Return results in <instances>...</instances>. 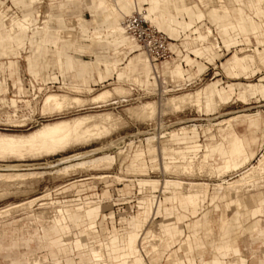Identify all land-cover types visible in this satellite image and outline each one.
<instances>
[{
    "label": "rangeland",
    "instance_id": "rangeland-1",
    "mask_svg": "<svg viewBox=\"0 0 264 264\" xmlns=\"http://www.w3.org/2000/svg\"><path fill=\"white\" fill-rule=\"evenodd\" d=\"M115 1L121 8L122 0ZM194 1L205 14L212 7L221 13L224 9L221 8L222 5H238L234 0ZM196 3L192 0H160V3L153 4V9L159 7L164 11L165 19L161 22L158 20L161 25L165 23L167 15H170L181 21V29L185 33L181 50H177L176 55L169 60L154 65L159 75L155 77L150 61L147 70L134 71L130 63L131 57L140 52L146 59V55L135 43L126 45L127 50L123 51L124 46L119 42L122 35L117 36L118 41L113 47L102 50L101 44L111 46L108 43L110 34H107L111 27L121 25L127 14L121 15L119 10L112 11L107 7L103 10L105 15L101 17L100 0H0V133L26 134L58 119L103 112L121 117L120 124L111 132L86 143L74 144L55 154L0 159V172L42 173L12 180L13 183L1 181L0 208L33 200L10 209L5 215L0 214V236L5 229L8 231L4 242H17L32 232L35 236H40L41 226L52 224L47 216L53 214V210L61 204H67V201L94 200L97 201L95 206L98 212L92 218L94 228H85L91 218L80 217L78 223L67 220L69 230L63 238L72 245L68 256L74 259V264H92V255H82L80 252L89 248L98 249L100 243L105 250L106 259L110 260L107 251L111 248L105 247L109 238L118 236L119 241L115 248L121 249V236L129 230H135L134 217L143 211L146 199L152 198L156 205L154 214L150 202V216L145 225L138 221L136 225H142L140 230L124 234L126 250L138 254L143 249L140 250L137 246V239L142 236L146 224V227L149 226L145 232L152 235L144 243L146 250L141 252L144 264H173L174 259L179 264H210L214 257L221 256V251L215 246L225 243L238 247L240 254L229 253L224 260L243 258L246 264L257 263L256 255L264 250V240L252 239L264 235V231L259 233L256 229L258 225L255 220L250 219L247 207L254 205V199L253 202L249 199L251 193L264 191V173L251 178V183L236 192L234 184L219 182L224 179L229 182L235 180L239 177V171L216 172L211 169V173L210 162L217 160L218 155L208 158L205 147L210 143H224L220 136V126L232 119L238 118L232 121L236 132L249 134L246 122L241 119L242 116L248 119V115L256 112L258 116L260 114L261 124L256 132L258 141L254 147L263 141L264 63L258 59L257 54L260 51L264 53V13L260 22L256 23L250 18H234L233 24H228L224 19L219 20L217 30L220 38L211 30L212 33L207 39L209 33L206 30L199 32L192 17L196 13ZM262 4L264 12V2ZM243 5L248 12L246 2ZM149 6V3L136 2L133 9L143 10L148 14ZM152 14L155 16L154 10ZM107 22L110 26L105 25ZM185 22H191L195 27L187 29ZM203 22L213 27L207 15ZM175 23V20L171 21L172 25ZM161 25L160 28L156 26L168 35ZM228 25L231 26L229 29L226 28ZM65 29L75 30L79 35V39L72 42L71 49L68 48L69 41L63 37L66 35ZM97 33L100 36L97 41L99 47L93 43L94 34ZM197 33L199 34L196 35ZM214 43L216 47L213 46ZM230 55L231 60H235L231 63L233 70H236L241 57L245 55L244 68L238 70V75L224 71L230 60L223 62ZM251 55L255 56L254 61L248 60L253 59ZM117 57L121 59L115 60ZM201 63L203 71L199 72L198 64ZM175 65L178 66V75L172 73ZM135 74L138 75L137 79H131ZM189 81L196 83L178 91H167L165 86L170 83L182 86ZM50 83L55 84L51 87ZM247 83L254 84L261 94L243 97L241 91ZM66 85H78L84 89L81 92L71 91ZM117 85L122 86L124 92L116 93L113 87ZM210 86L214 87L210 96L197 97L195 104L179 110L162 113L158 111L151 119L131 117L126 111L127 108L138 107L145 102L151 103L150 101H157L160 105L159 101L163 97L204 91ZM40 87L45 89L38 99L33 92H37ZM105 89H112L105 100L87 101L62 112L44 113L41 110L42 101L48 93L67 92L70 96L90 98ZM31 93L33 96L30 98ZM219 121L225 124H217ZM194 124L198 125L197 130H193ZM149 136H155L159 144L166 147V150H162L164 157L161 152L147 146L145 138ZM181 136L195 137L182 140ZM192 143H195L192 146H198L196 151H188L186 145ZM135 147L139 155L136 154ZM104 153L115 155L111 166L97 167L98 169L86 166L56 172V169L65 164ZM65 158L69 159L65 161ZM257 158L258 156L250 162L256 163ZM173 161L188 162L192 166L184 169L180 163L171 164ZM166 162L171 166H167ZM142 178L158 181L141 185L138 180ZM164 178L206 183L201 188L196 204L198 207L192 208L183 201L180 203L173 199V194L180 197L173 191L176 182H166L168 192H163ZM216 183L219 186L221 184V187H217ZM90 207L81 203L75 209L77 213H82L83 208ZM61 208L65 212L69 210V207ZM39 211L45 212V217L37 214ZM245 214H248L247 219L244 218ZM261 217L264 218V215ZM166 226H176L181 233L167 232L170 234L165 236ZM82 229L85 230L84 233L81 232ZM77 238H81L85 246L75 247ZM152 244L157 246L154 248ZM16 250L20 253L28 252L29 258L36 260L38 264H67L65 257L61 255L52 258L48 248L43 244L37 245L35 238L28 247L20 242ZM11 255L10 248L0 250V264H11Z\"/></svg>",
    "mask_w": 264,
    "mask_h": 264
},
{
    "label": "bare ground",
    "instance_id": "bare-ground-1",
    "mask_svg": "<svg viewBox=\"0 0 264 264\" xmlns=\"http://www.w3.org/2000/svg\"><path fill=\"white\" fill-rule=\"evenodd\" d=\"M117 4L118 3H116L115 0H100L99 7H100L101 12H103L104 8L108 7L109 9H112V11L119 10L121 15L127 14L126 16L132 14L133 12H140L148 22H150L152 25L155 24L152 20H150V14L149 13L146 14L145 12H143V10L133 9V7L135 5V0H122V2H121L122 7L121 8H119ZM155 4H156V2H155ZM153 10L155 13V16H154L155 19L160 20V22H161V20L165 19V17L163 18L164 11H162L161 8L155 7ZM126 16H124V18ZM95 17H96V15L94 16V21H95ZM162 24H163V21H162ZM176 24H179L181 26V21L180 22L176 21ZM105 25L110 26V23L107 22ZM184 25H186V23ZM155 26H156V24H155ZM161 26H163V25H161ZM71 30L65 29L64 33L66 35L63 36L64 39L69 41V46H68L69 49H71L73 46L72 42L74 40L77 41L79 39L78 32L75 30H73V31H71ZM204 30H206L209 33V35L207 36V39H208L209 36L211 35L210 33H212L211 29L206 28ZM107 34H110V36L108 37V39H109L108 43H110L111 46L108 47L106 44H101L102 50H107V49L113 47L115 45V42L118 41L117 36H120V35H122V37L120 38L119 42L121 43V46H124L123 51L126 52V50H127L126 45H128V44L135 43L136 45H138L135 42V40L127 34V32L124 29L123 23L121 25H117L115 28L111 27V30ZM204 34L206 35L207 33H204ZM101 36H102V34H101ZM99 38H100V36L98 35V33L94 34V37H93L94 42L93 43L95 45H97L98 47H99V44H97V41L99 40ZM171 40H172V42H171L170 46H171L172 51L176 55V50L173 47V39H171ZM213 46L216 47V43H214ZM145 55L147 56V57L145 56V58L146 59L148 58L149 60L147 59V61H146V59H144L143 55L140 52L137 53L136 55H134L133 57H131L130 63L133 65L134 71L142 70V69L147 70L148 67H150V64H149V61H150V63L153 65L152 70L154 72V76L158 77L159 76L158 72L156 71V69L154 67V65L157 63H155V64L152 63L150 58L148 57V55L146 53H145ZM117 59H121V58L120 57L115 58V60H117ZM165 60H169V59H164L162 61H165ZM149 71H150V68H149ZM198 71L199 72L203 71V64L202 63L198 64ZM172 73L175 75H178V73H179L178 66L175 65L174 69L172 70ZM149 74H150V72H149ZM137 77H138V75L135 74L133 76V78H131V79H137ZM189 82H191V81H189ZM66 87L71 91H80V90L84 89L78 85H69V86L66 85ZM180 87L181 86H178V88H180ZM113 88H114V91L116 93L124 92V88L120 85L114 86ZM87 89L91 90V88H87ZM87 89H85V90H87ZM111 90L105 89V90L97 93L96 95H94L90 98H82L80 96H73V95L70 96L69 94H67V92L66 93H48L42 101L43 104H42L41 110L44 113H46V112L49 113V112H54V111H58V112L61 111L62 112V110H64V109H69V108L75 107V106L77 107L78 105L80 106L82 103L85 104L87 101L97 102L99 100H105L111 94ZM118 94H120V93H118ZM121 95H123V94H121ZM196 96H201V92L198 91V92H194V93L191 92V93H186V94L177 95V96L163 97L159 101L160 105L157 104L158 103L157 101L156 102L150 101L151 103L145 102V104H142V105L140 104V106L137 105L138 107L132 106V108H127L128 110H126V111H128L127 114H129L131 117H136V118L141 119V120L151 119L156 113L158 114V111H159V113L160 112L162 113V112H165L167 110H169V111L177 110V109L179 110L180 108H183L185 106L195 104L196 103ZM257 115L258 114L256 112V114L254 113V114L248 115V118H251V117L257 116ZM120 119H121V117L119 118V116H116L113 113H110V112L104 113L103 112V113H97V114H92V115L76 116V117L69 118V119H58L56 121L48 122V123H45L43 125L41 124L42 125L41 127L34 129V130H31L30 132H28L26 134L15 135V134H10V133H0V159H5L8 157L24 158L26 156L35 157V156H39V155L55 154L59 151H63L65 149H67L69 146H72L74 144L86 143L88 141H91L92 139L100 137L101 135H104V134L111 132L112 130H114L118 127V125L120 124ZM224 121H225V119H224ZM14 122H16V121H14ZM14 122L12 121V123H14ZM18 122H20V120ZM121 122H123V121L121 120ZM226 122H227V120H226ZM222 123H223V121H219L217 124L221 125ZM16 124H18V123H16ZM223 124H225V123H223ZM191 129H192V126H191ZM197 129H198V125L196 126L194 124L193 130H197ZM145 139L147 141V146H149V147L151 146L153 148V150L154 149L157 150L158 153L161 152L162 156L164 157V154L162 153L163 149H162L161 145L159 144V141L156 139L155 136H149V137H146ZM67 159H69V158H65L63 160L67 161ZM225 160H226V158H225ZM114 161H115V155L110 154V153H104L102 155L94 156V157H91L88 159H81V160H78V161L73 162V163L65 164L63 167L56 169V172H59V173L60 172H66L67 170L72 169V168H77V167H85L86 168V166L87 167L90 166V169H91V167L96 168V169H98L99 167H101V168L105 167L106 168V165H107V167H108V165L111 166V164ZM179 163L183 165V168L185 167L184 169L189 168V166H192L188 162L187 163L186 162L176 163L175 161L171 162V164H174V165L179 164ZM166 164H167V166H169V165L171 166L170 163L166 162ZM246 164H248V168L245 171L241 172L239 174V177L233 181L234 187L237 190H240L241 188L246 187L249 184V182L251 181V178L255 177L257 174L260 175L261 173H264V146L262 147V150H261V152H260V154L256 160V163L250 164L249 159H245L243 162H241L239 164H231L230 159L228 157L227 160L225 161V163L223 164L224 166H223L222 171L225 172L228 170H237L238 168L245 166ZM165 165H164V167H165ZM102 166H104V167H102ZM177 167H178V165H177ZM169 168H167V170ZM209 168H210V170L212 169V170L216 171L215 167L213 166V164L211 162H210ZM164 169L166 170V168H164ZM180 169H182V168H180ZM211 173H213V171ZM218 173H220V172H218ZM37 174L41 175L42 173H40L39 171L0 172V183H1V181L10 183V181L12 182V180H14V181H15V179L21 180V179H24L28 176L29 177L35 176ZM165 182H176L177 185H176L175 189L173 190L174 193H176L178 195H182L184 200L186 201V203L188 205H191L192 208H195V206H197L196 204H197V201L199 199V196L201 193V188H202L201 184L196 183V182H185L182 180H173V179H166ZM4 192H2V193H4ZM31 201H33V200L22 202L19 204H14L12 207L7 205L6 207L0 208V214L5 215L10 209L25 205ZM67 202H66L67 204H61V206L59 208H55L53 210L54 213L47 216L49 219H51L52 222H55L56 224H58V226H59V228L63 234H65V227L64 226H65V222L67 220V216L64 212V209L61 207H64V206L69 207L71 212H78L75 209L76 205L82 203L85 207H90L93 204H95L97 201L86 199V200H83L81 202H79V201L75 202L72 200L67 201ZM40 205H41V203H40ZM45 212L49 213L46 210H45ZM45 212L39 211V212H37V214H40L42 217H45V215H44ZM81 232L84 233L85 230L83 229ZM143 239H144V237H140L137 239V240H139L137 246L139 247L140 250L142 248L141 243H142ZM156 246H157V244H156ZM152 247H154L153 244H152ZM91 253L94 256V259L102 260L104 258V255H103V252L101 251V249L99 250L96 248V249L92 250ZM101 264H107V263L102 262Z\"/></svg>",
    "mask_w": 264,
    "mask_h": 264
},
{
    "label": "crops",
    "instance_id": "crops-1",
    "mask_svg": "<svg viewBox=\"0 0 264 264\" xmlns=\"http://www.w3.org/2000/svg\"><path fill=\"white\" fill-rule=\"evenodd\" d=\"M194 3H196L194 0H192ZM202 1V0H200ZM235 2H238V5L236 6H228V5H222L221 8L222 9L221 13L218 12V10L215 7L210 8L207 13L205 14V12H203L200 7L198 6V4L196 3V13L193 14V18L195 19V24H196V28H199V32H202V30H204L205 28L209 27L212 32L218 35V28H217V21L224 19L225 21H228V24H233L232 20L234 18H250L252 19L255 23L260 22L261 18L263 17L262 14L264 13L262 10L263 7V2L264 0H234ZM139 3V4H147L149 3L150 6L148 8V13L150 14V20H152L159 28H160V23L157 19H155L154 14H152V6L155 2L160 3V0H135V3ZM246 2L247 7H248V12L245 11V6L243 5V3ZM250 5L252 7H250ZM142 6V5H141ZM240 6V7H239ZM89 12L93 13L92 10H90ZM105 11L101 12V17H103V15H105ZM97 14V13H96ZM99 14V12H98ZM94 15V13H93ZM167 15V14H166ZM209 19V21L212 23L213 27H210L208 25L205 24V22H203L204 17H206ZM166 21L163 24V26H161V28L163 30L166 31V33L168 35H170V38L173 39V47L174 49L177 50H181V46L184 44V39H183V35L185 33H183L184 31H182L181 26L178 24H171L172 20L175 21H179V19L171 17L170 15H167L166 17ZM215 21V23H214ZM231 22V23H230ZM186 23V28L190 29L195 27V25L191 22H185ZM234 26V25H232ZM231 26H227L226 28L229 29ZM185 28V29H186ZM225 30V29H223ZM187 32V30L185 31ZM182 33V34H181ZM173 34V35H172ZM199 33H197L196 35H198ZM180 36V37H179ZM219 37V35H218ZM220 38V37H219ZM229 45V44H228ZM226 44V46H228ZM221 48V46H220ZM250 55V54H247ZM258 59L264 63V53L262 54V52H258ZM245 56V55H244ZM244 56L241 57V62L240 64L236 67V70H233L231 67V63L232 61L235 60H231L232 59V55H230L229 57H227L223 63H226L227 60H230L227 62L226 64V70H224L227 74H234V75H238V70L244 68ZM251 58L253 59H248L249 61H254L255 60V56L251 55ZM214 90V87L210 86L208 88H206L204 91H199L201 92V96H196V102H197V97L201 98V97H206V96H210L212 91ZM198 92V91H197ZM256 93H260L261 91L260 89L256 88L254 86V84L252 83H247L245 85V87L242 89L241 91V95L243 97H250ZM225 99V97H223ZM243 115V114H242ZM240 115V116H242ZM238 119V118H237ZM235 120H230L229 122H227L224 126H220L221 127V131H220V136L221 139L223 140L224 143H210L206 145V152L208 153V158H212L214 154H217V160H214V162L212 163L213 166L215 167L216 171H221L223 170V164L225 163V161L227 160V158L229 157L230 159V163L231 164H239L241 162H243L245 159H249V163H251L250 161L253 160L256 156H259L264 142V132L262 134V142L259 144V146H255L254 145L257 143L258 141V135L256 134V132L258 131V129L260 128V124H261V117L260 114L259 116H253L251 118H244L242 116L241 121L246 122L247 128L249 129V134H240L238 132H236L233 129V124L232 121H236ZM195 136H181L180 139L182 140H187V139H191L194 138ZM160 143V142H159ZM195 143L192 144H187L186 147L189 148L188 151H196V147L198 146H192ZM161 145V144H160ZM163 150H166V147L161 145ZM136 154H140L137 147L134 148ZM181 152V151H178ZM226 158V160H225ZM248 168V164H246L245 166H242L240 168H238L236 171H239L238 176L241 172L245 171ZM242 169V170H241ZM166 179H173V180H182V179H178V178H164L163 182H164V189L163 192L167 193L168 191L166 190L168 185L165 182ZM237 179V178H236ZM157 179H152V178H142L140 180H138V182L142 185V184H153L155 182H157ZM234 181V180H233ZM233 181H230L228 179H224L222 180V182H219L221 184L224 183H230L233 184ZM202 185V188L204 185H206V183H199ZM221 184L219 186L218 183H216L217 187H221ZM244 188V187H243ZM241 188V189H243ZM234 189L236 190V192H238V190L234 187ZM202 191V190H201ZM217 197V195L215 196ZM173 199L178 200L180 203H186V201L184 200L183 196L180 195V197H178L177 195L173 194ZM249 199L251 202L252 199H254V205H252L251 207H247L248 210L250 211L249 213V217L250 219L253 221L255 220V224L258 225V227H256V229L259 231V233H262L264 231V218H262L261 216L264 215V191H257L254 193H251L249 196ZM146 204H145V208L143 209L142 212L138 213L135 217H134V228L135 230H140L142 225H136V223L138 221L142 222L145 225V222H147L149 216H150V212H149V207H150V202L153 208V214L155 212V207L156 205L153 204L152 202V198H147L146 199ZM97 203V202H96ZM95 203V204H96ZM95 204L93 206H91L90 208H83L82 209V213H77V212H71L69 210H67L65 212L66 216H67V220L78 223L80 220V217H86V218H95L98 215L97 212V207L95 206ZM187 204V203H186ZM246 204V203H245ZM158 205L159 202H158ZM247 205V204H246ZM158 209V207H157ZM248 214L244 215V218L247 219ZM235 219H237V215H235ZM67 220L65 222V234L68 232L69 230V226L67 224ZM147 226V224H146ZM145 226L144 232L142 233L141 237H144V239L142 240V249L138 254H134L131 253V250L128 251V249L126 250L125 245H124V236L126 235L125 233L130 232V231H135V230H129L127 232H125L122 236H121V242H122V247L121 249L118 250V248H115V246L117 247V243L119 241L118 236H112L109 238V241L107 242V244H105L106 248H111L109 251H107V254L109 256L110 260L106 259V253L105 250L101 247V243L99 244V250L101 249V251L104 254V258L102 260L99 259H94L93 254L91 253V251L94 248H89L88 250H83L80 253L82 255H86V254H91L93 257V262L92 264H100L102 262H106L107 264H144V260L142 257V251H145L146 247L144 245V243L146 242V240L149 241L150 236L152 235L151 233H146L145 231L149 228ZM86 229H91L94 228V221L93 219L89 222V225L87 227H85ZM84 228V229H85ZM42 229V234L40 236H35V233H30L29 236L27 237H22L21 239H18L17 242H11V243H6L4 242V238L6 237L8 231L5 229L4 234L2 236H0V250L4 249V248H10L12 250V255H11V264H38L36 260L30 259L29 258V254L28 252H23L20 253L16 250V246L20 243L23 242L27 247L30 243L31 240H33V238L36 239V243L37 245H44L45 247L48 248V253L50 254V256L52 258L57 257L59 255L65 257V261L67 264H74V259L72 257L68 256V253L70 252V249L72 247V245L66 241L65 238H63V236L65 234H63L58 226V224H56L55 222H52V224L50 223L49 225H47L46 227L44 225L41 226ZM83 230V229H82ZM81 230V231H82ZM181 233V231L176 227H170V226H166L165 227V236L167 234L170 233ZM131 233H137V232H131ZM145 233H146V237H145ZM262 236V237H260ZM259 237H257L256 239H252V240H264V235H260ZM188 238V236H187ZM85 246L84 243H82V239L81 238H77L75 240V247L79 248ZM190 248V245L188 246ZM216 249L221 251V256H216L214 257L210 264H246V260L243 258L240 259H236V258H232L229 261L224 260L226 255H229V253H233L235 255H239L240 254V250L238 247H236L235 245L232 244H222L219 246H215ZM133 249V248H132ZM257 256V263L256 264H264V250H261L260 254L256 255ZM173 264H179V261H177V259H174L172 261Z\"/></svg>",
    "mask_w": 264,
    "mask_h": 264
},
{
    "label": "built area",
    "instance_id": "built-area-1",
    "mask_svg": "<svg viewBox=\"0 0 264 264\" xmlns=\"http://www.w3.org/2000/svg\"><path fill=\"white\" fill-rule=\"evenodd\" d=\"M123 26L125 31L129 36H131L140 48L148 55L152 63L161 62L164 59L171 58L174 52L171 49L172 40L162 31L157 29L154 25L148 22L140 12H133L132 14L126 16L123 21ZM194 81L187 82L180 88L176 84H167V91H178L181 88L189 86ZM51 87H53V84ZM44 87L37 89L34 95L39 99L42 96V91ZM33 93L29 94L31 98Z\"/></svg>",
    "mask_w": 264,
    "mask_h": 264
}]
</instances>
